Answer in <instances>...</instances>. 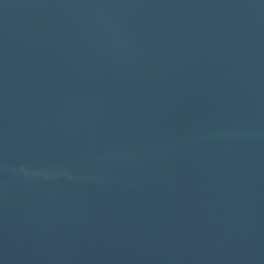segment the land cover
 I'll use <instances>...</instances> for the list:
<instances>
[{
    "label": "water",
    "instance_id": "water-1",
    "mask_svg": "<svg viewBox=\"0 0 264 264\" xmlns=\"http://www.w3.org/2000/svg\"><path fill=\"white\" fill-rule=\"evenodd\" d=\"M264 97V0H0V264H82Z\"/></svg>",
    "mask_w": 264,
    "mask_h": 264
}]
</instances>
